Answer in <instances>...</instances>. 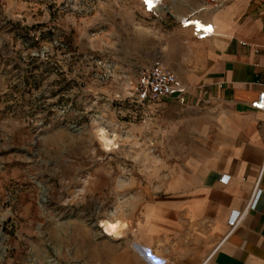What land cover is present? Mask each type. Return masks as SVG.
<instances>
[{
    "label": "rangeland",
    "instance_id": "rangeland-1",
    "mask_svg": "<svg viewBox=\"0 0 264 264\" xmlns=\"http://www.w3.org/2000/svg\"><path fill=\"white\" fill-rule=\"evenodd\" d=\"M150 21L141 0H0V264H122L141 207L177 199L192 106L135 104L112 72Z\"/></svg>",
    "mask_w": 264,
    "mask_h": 264
},
{
    "label": "crops",
    "instance_id": "crops-1",
    "mask_svg": "<svg viewBox=\"0 0 264 264\" xmlns=\"http://www.w3.org/2000/svg\"><path fill=\"white\" fill-rule=\"evenodd\" d=\"M163 10L143 12L158 25L147 23L112 72L135 81L140 67H168L189 87L197 135L185 181L172 180L177 199L141 207L139 250L128 247L122 264H264V110L251 107L264 89V0H163ZM186 18L212 25V36L194 39Z\"/></svg>",
    "mask_w": 264,
    "mask_h": 264
},
{
    "label": "built area",
    "instance_id": "built-area-1",
    "mask_svg": "<svg viewBox=\"0 0 264 264\" xmlns=\"http://www.w3.org/2000/svg\"><path fill=\"white\" fill-rule=\"evenodd\" d=\"M200 1L204 6L213 8L231 0ZM162 3L163 0H141V9L145 14L158 17L161 14ZM181 27H190L195 35L194 39L197 41L209 38L214 30L212 25L190 18L184 19ZM131 88L134 102L140 106H152V104L168 101L176 102L181 106L187 104L189 87L182 84L176 75L160 62L151 64V66L140 67ZM251 107L257 111L264 110V89L251 103ZM221 179L224 182L228 181L225 177H221ZM230 222L232 223L233 220Z\"/></svg>",
    "mask_w": 264,
    "mask_h": 264
},
{
    "label": "bare ground",
    "instance_id": "bare-ground-1",
    "mask_svg": "<svg viewBox=\"0 0 264 264\" xmlns=\"http://www.w3.org/2000/svg\"><path fill=\"white\" fill-rule=\"evenodd\" d=\"M99 136L104 148L109 149L113 145L112 141L107 136H105L103 132H100ZM122 227H123L122 224L119 222H111V221L101 222V228H103L104 231L103 235L108 238L120 237V233L123 231L124 228Z\"/></svg>",
    "mask_w": 264,
    "mask_h": 264
}]
</instances>
